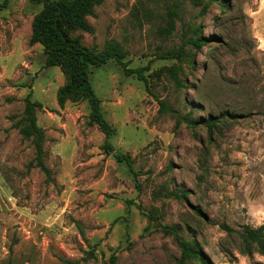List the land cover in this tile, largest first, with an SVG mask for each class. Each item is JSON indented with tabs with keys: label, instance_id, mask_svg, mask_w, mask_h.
<instances>
[{
	"label": "rangeland",
	"instance_id": "obj_1",
	"mask_svg": "<svg viewBox=\"0 0 264 264\" xmlns=\"http://www.w3.org/2000/svg\"><path fill=\"white\" fill-rule=\"evenodd\" d=\"M41 9L0 0V264H201L184 247L212 264H264L239 236L264 223V0H104L87 17L93 32L73 33L148 67L145 82L115 60L90 73L135 178L103 152L86 101L58 105L67 75L30 43ZM28 94L42 105L50 181L27 167Z\"/></svg>",
	"mask_w": 264,
	"mask_h": 264
},
{
	"label": "trees",
	"instance_id": "obj_2",
	"mask_svg": "<svg viewBox=\"0 0 264 264\" xmlns=\"http://www.w3.org/2000/svg\"><path fill=\"white\" fill-rule=\"evenodd\" d=\"M40 1L42 2V9L33 17L30 43H39L42 46L46 67L60 66L67 75V81L57 92L58 105L63 107L65 101L71 99L86 101L89 108L90 123L96 125L104 134L101 145L103 152L107 155L112 154L118 163H124L135 178L137 174L133 169L131 156L117 152L113 148L111 139L115 134V129L104 118L100 100L91 83L90 73L91 67H100L106 65L110 60H115L122 66L124 74L136 73L138 79L145 82L142 71L148 67L137 70L127 68L126 62L122 60L123 54L117 46L109 45L102 51L95 52L82 43L80 36L73 34L78 30L93 32V27L87 17L93 16L94 8L104 0ZM171 14L174 15L175 12L171 10ZM188 41L196 49L206 43L202 36ZM167 57L171 58V56H163V58ZM41 106V103L32 100L29 94L24 98L22 117L24 126L20 128V133L24 139L31 138L35 149V156L27 167H38L45 174L46 180L50 181V170L45 165L43 157V130L36 121V110ZM221 228L227 232L233 231L224 224L221 225ZM239 236L241 238V253L250 254L254 250L264 259V223L257 227L245 226ZM184 251L197 257L201 264H212L201 251L191 247L187 249L184 247Z\"/></svg>",
	"mask_w": 264,
	"mask_h": 264
}]
</instances>
